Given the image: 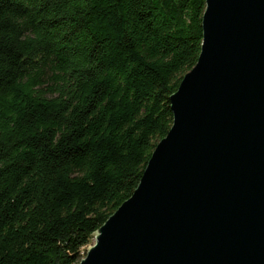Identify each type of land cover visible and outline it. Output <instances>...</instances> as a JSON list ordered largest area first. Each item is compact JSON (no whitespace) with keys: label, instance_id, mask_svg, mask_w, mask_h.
<instances>
[{"label":"trees","instance_id":"trees-1","mask_svg":"<svg viewBox=\"0 0 264 264\" xmlns=\"http://www.w3.org/2000/svg\"><path fill=\"white\" fill-rule=\"evenodd\" d=\"M206 0H0V264H79L170 131Z\"/></svg>","mask_w":264,"mask_h":264},{"label":"water","instance_id":"water-1","mask_svg":"<svg viewBox=\"0 0 264 264\" xmlns=\"http://www.w3.org/2000/svg\"><path fill=\"white\" fill-rule=\"evenodd\" d=\"M195 67L79 264H264V0H206Z\"/></svg>","mask_w":264,"mask_h":264},{"label":"rangeland","instance_id":"rangeland-1","mask_svg":"<svg viewBox=\"0 0 264 264\" xmlns=\"http://www.w3.org/2000/svg\"><path fill=\"white\" fill-rule=\"evenodd\" d=\"M94 241H95L94 238H92L91 241H90V243H89V245H87L86 247H83V248H82V250H81L82 258L85 257L86 252H87V249H88L89 247H91L92 245H94V243H95Z\"/></svg>","mask_w":264,"mask_h":264}]
</instances>
